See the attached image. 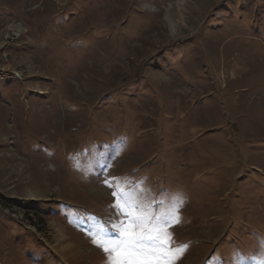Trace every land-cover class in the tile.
Returning <instances> with one entry per match:
<instances>
[{
  "label": "rangeland",
  "instance_id": "374dc122",
  "mask_svg": "<svg viewBox=\"0 0 264 264\" xmlns=\"http://www.w3.org/2000/svg\"><path fill=\"white\" fill-rule=\"evenodd\" d=\"M117 183L261 264L264 0H0V264H107Z\"/></svg>",
  "mask_w": 264,
  "mask_h": 264
},
{
  "label": "snow or ice",
  "instance_id": "6c2138e0",
  "mask_svg": "<svg viewBox=\"0 0 264 264\" xmlns=\"http://www.w3.org/2000/svg\"><path fill=\"white\" fill-rule=\"evenodd\" d=\"M105 183L109 184L108 181ZM115 188L111 194L116 203L112 207L127 219V225L119 220L112 225V229L119 233L116 239L107 238L106 234L99 240L93 237V243L105 252L107 264H175V259L187 245L173 249L170 233L165 229L172 225L173 220L179 222L178 208H167L160 201L162 210L158 214L153 213L151 202L145 206L135 186L127 188L117 183Z\"/></svg>",
  "mask_w": 264,
  "mask_h": 264
}]
</instances>
